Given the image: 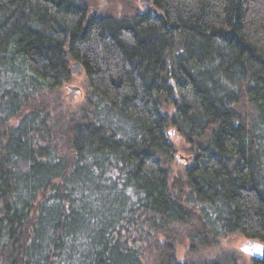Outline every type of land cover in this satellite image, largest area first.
Segmentation results:
<instances>
[{"label":"trees","instance_id":"1","mask_svg":"<svg viewBox=\"0 0 264 264\" xmlns=\"http://www.w3.org/2000/svg\"><path fill=\"white\" fill-rule=\"evenodd\" d=\"M95 1L0 0V264H239L219 239L264 245V0Z\"/></svg>","mask_w":264,"mask_h":264},{"label":"rangeland","instance_id":"2","mask_svg":"<svg viewBox=\"0 0 264 264\" xmlns=\"http://www.w3.org/2000/svg\"><path fill=\"white\" fill-rule=\"evenodd\" d=\"M141 0H134L135 5L138 4V7L140 6ZM109 3V2H108ZM121 5L124 6H131L130 4L124 3L122 0H120ZM110 3L109 5L106 3L105 0H96L92 8L93 10H103L106 8L110 9ZM113 9V7H111ZM115 12V11H114ZM71 67V66H70ZM70 69V68H69ZM72 78L74 82L69 83L65 87L63 86L62 90V97L67 101L68 104L67 108L69 110H75L80 104H82L85 94H86V79L84 74L81 71V75L77 76V74H72ZM170 144H175L179 148L185 149L186 146L181 141V138L179 136H174L173 138L169 139ZM173 164V175L182 168V166L185 164V160L183 161H176ZM218 247L223 249L224 252L233 253L238 260L239 264H251L252 259L259 258L264 253V245L261 243L254 241V240H246L243 237L239 235H234L227 237L226 239H219ZM260 249V251H257V249ZM178 256L181 257L185 248L180 247Z\"/></svg>","mask_w":264,"mask_h":264},{"label":"water","instance_id":"3","mask_svg":"<svg viewBox=\"0 0 264 264\" xmlns=\"http://www.w3.org/2000/svg\"><path fill=\"white\" fill-rule=\"evenodd\" d=\"M140 6L142 8V11L147 10L152 6V3L149 0H141L140 1ZM158 17H161L160 14H157ZM70 74H77V76L81 75V66L78 63H74L71 65L69 69Z\"/></svg>","mask_w":264,"mask_h":264},{"label":"clouds","instance_id":"4","mask_svg":"<svg viewBox=\"0 0 264 264\" xmlns=\"http://www.w3.org/2000/svg\"><path fill=\"white\" fill-rule=\"evenodd\" d=\"M257 251H260V249L258 248Z\"/></svg>","mask_w":264,"mask_h":264}]
</instances>
